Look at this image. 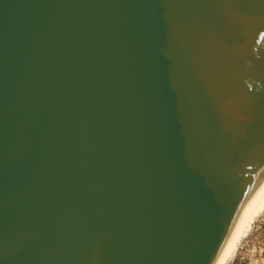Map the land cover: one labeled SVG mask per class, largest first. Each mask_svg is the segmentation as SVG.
<instances>
[{
    "label": "water",
    "instance_id": "95a60500",
    "mask_svg": "<svg viewBox=\"0 0 264 264\" xmlns=\"http://www.w3.org/2000/svg\"><path fill=\"white\" fill-rule=\"evenodd\" d=\"M264 179V0H0V264H215Z\"/></svg>",
    "mask_w": 264,
    "mask_h": 264
},
{
    "label": "bare ground",
    "instance_id": "6f19581e",
    "mask_svg": "<svg viewBox=\"0 0 264 264\" xmlns=\"http://www.w3.org/2000/svg\"><path fill=\"white\" fill-rule=\"evenodd\" d=\"M264 213V179L215 264H231L255 220Z\"/></svg>",
    "mask_w": 264,
    "mask_h": 264
},
{
    "label": "rangeland",
    "instance_id": "374dc122",
    "mask_svg": "<svg viewBox=\"0 0 264 264\" xmlns=\"http://www.w3.org/2000/svg\"><path fill=\"white\" fill-rule=\"evenodd\" d=\"M231 264H264V213L253 223Z\"/></svg>",
    "mask_w": 264,
    "mask_h": 264
}]
</instances>
